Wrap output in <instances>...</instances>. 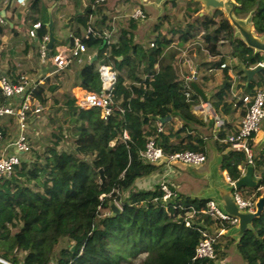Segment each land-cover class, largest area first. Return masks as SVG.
Returning a JSON list of instances; mask_svg holds the SVG:
<instances>
[{"label":"trees","instance_id":"1","mask_svg":"<svg viewBox=\"0 0 264 264\" xmlns=\"http://www.w3.org/2000/svg\"><path fill=\"white\" fill-rule=\"evenodd\" d=\"M38 1H29L25 12L39 14ZM94 1L89 0V6L74 20L78 38L79 31L87 26L88 10ZM234 2V16L238 19L250 15L254 31L263 35L264 0ZM10 4L12 0L6 8ZM188 6L184 27L169 25L166 34L157 33L148 45L135 42L132 31L137 24L133 20L129 31L122 32L118 43L108 50L102 38L82 39L88 48L97 49L96 61L91 65L86 63L78 73L88 91H100L96 73L99 65L111 63L117 72L114 106L109 117L103 119L98 108H79L71 93L74 84L44 113L48 94L59 90L54 81L62 74L66 78L65 71L47 78L34 90L33 96L44 107L41 114L29 120V142L36 151L30 158L19 156L20 164L14 172L0 177V258L12 264H226L227 251L234 245L244 264H264V212L237 242L232 239L222 249L216 242L214 259L194 260L195 248L202 239L201 231L214 236L220 223L197 215L190 227H185L186 211L173 210L171 202L164 204L157 183L148 190H137L135 186L138 180L161 172V168L145 163L139 156L149 139H154L166 155L203 152L205 147L204 132L200 130L205 125L190 113L199 97L194 93L186 98L175 61L157 68L168 45L185 46L200 39L206 44V55L212 59L219 58L221 46L228 45L230 59L234 61L231 68L244 82L243 70L264 62L262 54L234 37V28L220 10L199 17L200 6L197 3ZM37 20L32 18L31 22ZM6 22L8 28L11 21ZM162 22L156 26L157 30ZM40 23L37 39L30 40L31 46L47 36L45 23ZM2 29L0 26V32ZM167 55L169 52L164 54ZM224 60L220 58L208 69L220 68ZM228 68L223 71L226 79ZM9 73L7 76L13 81L18 78L19 74ZM246 87L250 92L254 87H264V77L255 86L249 82ZM227 90L228 86L219 87L209 98L215 112L219 109L227 112L231 108L225 103ZM4 102L0 96V104ZM59 112H63L61 118H66L64 123L58 117ZM43 113L49 136L36 125ZM176 119L182 123L177 129L174 128ZM160 121L164 122L158 131ZM6 130L0 127L4 138ZM123 131L128 136L125 141ZM225 135L222 130L218 137L222 139ZM214 144L221 155L220 170L231 181L242 177L239 167L253 169V189L258 198L263 191L257 189L264 186V149L257 153L254 165L250 166L242 153L232 151L227 144L217 141ZM254 174L259 178H254ZM177 201L185 209L196 210L206 202L179 193ZM115 204L117 212L112 210ZM142 255L145 257L139 259Z\"/></svg>","mask_w":264,"mask_h":264},{"label":"built area","instance_id":"2","mask_svg":"<svg viewBox=\"0 0 264 264\" xmlns=\"http://www.w3.org/2000/svg\"><path fill=\"white\" fill-rule=\"evenodd\" d=\"M106 0H95L92 6L102 4ZM3 5H8V0L3 1ZM15 7L25 8L27 0H14ZM129 18L135 22H142L146 19L143 10L139 7L135 8L129 15ZM5 25V19L0 16V26ZM41 28L40 22L32 23L28 29V37L30 39H37V32ZM99 37L105 42L107 50L112 45L110 35L98 34L89 25L85 29L83 39L89 37ZM72 44L64 51L55 50L51 53L47 49L48 36L41 38L38 46V60L40 64L46 66L50 64L52 71L46 75V77H52L53 75L65 71L73 63L77 65H83L84 55L87 52V46L78 38H71ZM154 47L153 43L149 45ZM55 49V48H54ZM257 66L261 67L264 77V62L256 64L250 69H255ZM227 68V64H222L219 69ZM213 72V70H209ZM96 73L100 80L99 92H87L81 98L76 100V105L81 109L98 108L101 112L103 119L109 117L112 113V107L114 106L113 90L117 81V72L113 68L112 64H102L97 67ZM192 77L187 82L192 81ZM45 79L30 78L25 74L18 75V78L13 81L8 76H0V96L5 101L4 104H0V119L11 118L16 123V137L12 143L15 150L22 155H29L32 153V147L29 142L27 131L30 127V117L38 116L44 111V107L40 105L37 99L33 96L34 90L38 85H43ZM187 89H184L186 98H190L192 95L190 92L189 84L185 85ZM225 103L229 104L232 108L241 111L243 116L239 123V127L233 133L226 134L224 138H219L218 134L225 127V123L218 112H215L212 107L205 103L206 111L209 114L211 120L214 123L215 131L213 132V139L220 144H227L230 149L237 153H242L246 159L248 165L253 166L257 158L255 151V137L260 131L262 123H264V87L254 88L251 92L242 95H237L231 92V95L226 99ZM122 113V111H121ZM158 131H161V124L157 123ZM4 137L0 131V143ZM122 139L125 141L128 139L127 133L123 131ZM141 159L147 164H156L160 162L164 157L167 158V164L162 167H169L171 164H182L191 167L202 166L206 163L207 157L205 152H177L166 155L162 149L156 144L154 139H149L145 145L143 151L139 153ZM20 164V158L18 155H8L5 150L0 154V177L10 176L15 167ZM161 167V168H162ZM242 176L245 174V168H239ZM162 172V173H161ZM157 181L159 191L161 193V201L166 203H173L171 208L173 210L186 211L184 216L185 227H190L192 219L197 215L208 216L220 223L214 236L209 235L206 230L201 231L202 239L198 243L194 251V260H205L215 258V243L216 240L223 236L228 230L224 225H228L230 228L237 226V218L226 215L214 201H206L204 206L199 210L194 207H185L178 203V193L173 189L168 178L170 177V169L162 171ZM255 178H259L257 174H254ZM229 186L233 187V200L238 210L253 213L255 210L256 197L253 194L249 199H243L235 188L236 181H231L229 177L226 178ZM264 186H261L257 191L263 190ZM117 206V204H115ZM118 207V206H117ZM0 264H12L9 261L0 258Z\"/></svg>","mask_w":264,"mask_h":264},{"label":"crops","instance_id":"3","mask_svg":"<svg viewBox=\"0 0 264 264\" xmlns=\"http://www.w3.org/2000/svg\"><path fill=\"white\" fill-rule=\"evenodd\" d=\"M3 1L4 0H0V16H2L5 19L6 24H7L6 22L7 19L11 21V23H9V26H8V29L10 32L16 33L15 29L17 27L15 25L16 24L15 22L18 21V19H19V22L21 23V22H24V20L26 21V17L28 18L27 21H31L32 18H38L36 22L45 23L46 27L48 26L49 21H52L51 31H52L54 39H56V42L53 46V48L55 47L54 51L55 50H60V51L66 50L72 44L71 38L72 37L78 38L75 36V32L78 30V26L74 23V20L76 17L82 14L83 11L89 6L88 5L89 0H52V3H49L51 0H39L38 1L39 14H32L31 12L29 13L25 12V8L15 7L14 2H13L14 0H12V4H10L9 8H6L7 6L3 5ZM29 1H33V0H27V3ZM222 1L226 2L227 0H222ZM8 2H10V0H8ZM153 2L157 6V8H160V9L163 8V11L160 15H157L156 19L152 23L148 24L149 13L145 12L143 7L138 6V5H134V6L132 5L133 7L129 9V4L127 0H106L105 4L102 3L103 5L98 4L94 7L91 4V8L88 10L89 15H88L87 26L89 25L98 34L110 35L112 44H116L119 41L120 34L122 32L129 31V28H130L129 24L131 22V19L129 18L130 13L135 8L139 7L143 10L146 16V19L142 22H135L137 24V28L136 30L132 32L135 34L134 35L135 42H137L140 45H146L147 42L149 43V41L150 42L152 41V39L157 35V33L166 34L167 28H169L168 27L169 25L173 26L174 28L176 26L184 27L186 25L185 14H188L189 12V6H188L189 3H197L200 6V10L197 14L199 17L211 14V13L208 14L205 11V8L203 7V5L199 2H193L189 0H155V1H152V3ZM192 8H193V5L190 6V9ZM90 11H93V14H90ZM220 11L224 12L225 15L227 14L226 9L220 10ZM2 13L4 14L2 15ZM174 13L178 15L179 17L177 16L176 18V16H174ZM171 16L175 17L174 19L176 20V23L174 22L173 24V22L171 21ZM160 21H163L162 22L163 24L159 27V30H157L156 26H158ZM238 21L241 24L250 22L248 16L244 18H238ZM31 24L32 22L30 23L29 28ZM139 24H143V25L145 24L147 26L145 27L144 31H142ZM12 28L14 29V31H12ZM85 29H81L79 31L80 36L78 39H81V40L83 39ZM47 31H48V28H47ZM251 31L259 39H264V34L259 35L254 31L252 22H251ZM1 35L2 34H0V37ZM235 35L236 33L234 31V37H236ZM47 36H48V32H47ZM27 38L31 40L28 37V34H27ZM137 39H141V40L138 41ZM145 40H147V42ZM38 46H39V42H38ZM205 46L206 44L204 41H190L185 46H179L177 43H172L164 49L162 56L160 57V60L158 62L157 68L158 70L162 69V67L168 64H171L172 61H175V63L177 64L178 70L180 71V80L183 82V88L187 89L185 85L189 84L190 86L191 83L194 82L205 93L208 99L207 104L209 105H210L209 97L214 95L217 92L219 87L225 88V86H228L227 99L230 97L231 92L236 93L237 95H241V94H238V92H235V89L238 91L246 89L245 93H249L250 89L246 87V85L249 82H247V80L245 82L242 81V77L238 75L235 70L231 68L232 65L234 64V61L230 59V55H229L231 51L230 47L228 48L225 47L224 49H222V47L224 46H221V49H220L221 56L219 58L212 59L206 55ZM167 52H169L170 55H167L165 57L164 54ZM96 55H97L96 48L87 47V52L84 55V61H86V63L88 64L90 61L94 62L97 59ZM222 57L226 59L222 61V63L227 64V67H229L228 72H227V75H228L227 79L224 77V72H223L224 69L221 70L217 68V69H213V72L208 71L209 70L208 68L210 67V65L213 63L219 62V59ZM36 58H37L39 65L43 68L42 73L39 75H36L37 77L36 76L35 77L29 76V77L36 78V79L42 78L45 80L47 78H50V77H46V75L52 71V66L50 64H47L46 66L40 64L38 60V48L36 50ZM161 62H162V65H161ZM203 63H207L206 65L208 66H203ZM85 64L77 65L76 63H73L68 69L65 70L67 74L65 80L67 79L70 80L69 86H71V84L75 85L73 88H71V93L73 97L75 98V101L81 98L85 93L90 92L82 85L83 82L78 77L79 70ZM0 76H3V75H0ZM190 76L193 79L191 82H187V80L190 79ZM255 76L252 77L250 82L255 81L256 83L261 79V78L260 79L257 78L256 80H254L256 78ZM236 80L240 81L241 83L237 84ZM190 92L192 95L194 94V91L192 89H190ZM130 94H132L131 91H130ZM204 104L205 103H203L201 99L199 98L198 104L191 107L190 113L195 118L202 121V123L205 125L204 127H201L200 130L201 132H204L203 134L205 136L204 138L205 147H204L203 152L206 153V157L208 158V155L210 154V155H216L217 158L220 159L221 155L219 154L214 144L215 140L213 139V132L215 131L214 123L211 120L209 114L207 113L206 107ZM218 113L225 123V127L223 129L225 134H230V133L235 132L237 128L239 127V123L241 121L243 113L232 107L227 112H224L223 110L219 109ZM11 121H13V124H14V126L12 127H10ZM181 124H182L181 121L179 119H176L174 128L177 129L178 127H180ZM0 127L7 128L6 136L3 139V141L0 143V154L2 153L3 150H5L6 154L8 155H18L20 157L21 156L25 157L26 155H22L18 153L15 150V148L12 146V143L17 135L15 121L11 118L0 119ZM30 128L31 127H29V130ZM29 130L27 131V133H29ZM7 134L12 135V136L7 137ZM263 134H264L263 131H259L258 134L256 135L255 145H254L255 148L259 145V143L263 139ZM177 166H178L177 168H180L181 170L184 168L180 165H177ZM221 175L224 176V183L228 184L226 181V178L228 177L227 173L221 172ZM148 179L149 178H146V180ZM144 181L145 179H141L136 182L135 186L137 190L151 189V188L142 187V183ZM169 182L172 185V180H169ZM172 187L174 189L173 185ZM213 187H214L213 191L214 192L216 191V195H217L215 199H220V198L223 199V198L228 197V195L225 194L226 188L217 184L216 181L213 182ZM227 187L229 188V185ZM228 188L226 190H229ZM176 192L179 193L177 190ZM188 197H190L191 199H199L193 194L188 195ZM208 199H212V198H208Z\"/></svg>","mask_w":264,"mask_h":264},{"label":"rangeland","instance_id":"4","mask_svg":"<svg viewBox=\"0 0 264 264\" xmlns=\"http://www.w3.org/2000/svg\"><path fill=\"white\" fill-rule=\"evenodd\" d=\"M127 1L129 4V9H131L134 5H138V6L143 7L145 12L149 13L148 24L154 22L157 15H160L163 11V8L161 9L157 8L154 2L152 3V1H155V0H127ZM49 3H52V0ZM222 13H223V16L226 18L225 13L224 12ZM174 16H176L177 18L178 15L174 13ZM174 16H171V21L173 22V24L174 22L176 23ZM27 19L28 18L26 17V21L24 20V22H21V23L19 22V19L18 21L15 22L16 23L15 25L17 27L15 29L16 33L10 32L6 26H4L2 31L0 32V34H2L0 37V70H1L0 75H10L9 72H12V74L14 75L15 74H25L28 77L29 76L35 77L36 75H39L42 73L43 68L39 65L37 58H36V50L38 48V44L34 43L31 46L30 40L27 38V30L31 23V21H27ZM139 26L141 27L142 31H144L145 27H147L145 24L144 25L139 24ZM137 40L140 41L141 39H137ZM145 41L147 42V40ZM194 41H201V40L197 39ZM148 44L149 43L147 42L146 45ZM225 47L228 48V45L222 47V49H224ZM161 65H162V62H161ZM178 74L180 76L179 70H178ZM255 77L256 78L254 80H256L257 78L259 79L263 78V72L257 74ZM65 79L66 78L62 74L60 79L54 81V82H57L59 90H57L52 95L48 94L49 98L47 100L44 113L46 112L47 109H50L53 107L54 100L55 101L61 100V95L63 93L68 92L70 80L69 79L65 80ZM236 83L238 84L241 82L236 80ZM252 86H255V81H252ZM235 92H238V94L242 95V93L244 94L246 92V89L240 90V91L235 89ZM44 113L39 119H37L39 120V122L37 121L36 125L39 130L40 129H42L43 131L46 130L47 135L49 136L50 130L47 129L46 127L47 119ZM62 113L63 112H59L60 116L58 115V117L60 121L64 123L66 121V118H61ZM11 125H13V123ZM260 131L264 132V123H262L260 127ZM12 135L7 134V137H10ZM62 145L64 147L66 146L65 143H62ZM33 151H36V147L35 149L33 148L32 152ZM30 157H31L30 154L28 156L27 155L25 156V158H30ZM177 165H180V164H171L169 167H162L161 170L165 171V170L170 169L171 175L168 178V180H172V185L174 186V189H176L180 194L184 196L193 194L198 198H213L214 199L217 196L216 191L215 192L213 191L214 181H216L217 184L223 186L224 188L226 189L228 188L227 187L228 184L224 183V176L221 175L220 168H219V159L217 158L216 155L209 154L206 160V163L202 166H198V167L189 166V167H184L181 170L180 168H177L178 167ZM161 173L151 176L148 180L145 179V181L142 183V187L152 188L157 183L158 177L160 176ZM237 191H238V194L245 200L249 199L253 194H255L254 189L248 188V187H243L241 189H238ZM262 191L264 193V189ZM225 194L226 195L228 194L227 191L225 192ZM216 204L218 207L220 208L222 207V205H220L218 202ZM232 239H233V234L231 232V233H228L226 236L223 235L222 237L217 239L216 242H219V245L221 246V249H222L226 245V243ZM234 241H237V239H235ZM227 255H228V258L226 259V262L224 263L244 264V262L241 260V258L236 253L234 245H232L228 249ZM144 257L145 255H142L139 259H143Z\"/></svg>","mask_w":264,"mask_h":264},{"label":"water","instance_id":"5","mask_svg":"<svg viewBox=\"0 0 264 264\" xmlns=\"http://www.w3.org/2000/svg\"><path fill=\"white\" fill-rule=\"evenodd\" d=\"M193 2H199L203 5L205 8V11L210 14L213 10H227L226 14V19L230 23V25L234 28V31L236 33V37L240 39L246 47L252 49L255 53H260L264 55V39H259L256 37L253 32L251 31V17L248 15L250 22L241 24L238 19H236L233 15L234 9L236 7V3L232 0H227L226 2H223L222 0H189ZM4 13H2L3 15ZM52 21H49L48 23V43H47V49L49 51H52L53 46L56 42V39H54L52 31ZM235 37V38H236ZM95 59V58H94ZM93 59V60H94ZM93 61L89 62V65H91ZM261 67L257 66L255 69H244L243 73L246 77L247 82H250L252 77L255 75L261 73ZM191 89L194 91V93L201 99L203 103H207L208 99L205 95V93L194 83L192 82L190 85ZM164 121H160V124H162ZM264 149V134H263V139L259 143V145L255 148V151L258 153ZM168 160L167 158H163L160 162L153 164L157 168H161L163 165L167 164ZM220 162H221V157L219 159V168H220ZM182 167H189L187 165H182ZM253 169L251 167L247 168L245 174L236 181L235 183V188L241 189L243 187H248V188H253L255 186V182L253 181ZM229 190L227 191L228 197L226 198H220V199H208V198H199L198 200H203V201H214L215 203H219L222 205L220 208L226 215L231 216L233 218H237L238 224L237 226L229 229L224 233L223 235H227L228 233L233 234V239L239 240V238L242 236V234L250 227L251 223L254 221V219L259 218L261 214L264 212V193H262L255 202V210L253 213L249 212H244L238 210L237 206L234 203L233 200V187L229 186ZM231 193V195H230ZM222 197V195H221ZM112 210L117 212L116 206L112 205ZM236 241V242H237Z\"/></svg>","mask_w":264,"mask_h":264}]
</instances>
